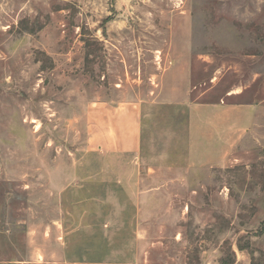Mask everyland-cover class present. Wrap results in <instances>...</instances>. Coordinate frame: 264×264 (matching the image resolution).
Masks as SVG:
<instances>
[{
    "label": "rangeland",
    "instance_id": "374dc122",
    "mask_svg": "<svg viewBox=\"0 0 264 264\" xmlns=\"http://www.w3.org/2000/svg\"><path fill=\"white\" fill-rule=\"evenodd\" d=\"M8 260L264 264V0H0Z\"/></svg>",
    "mask_w": 264,
    "mask_h": 264
},
{
    "label": "crops",
    "instance_id": "0c3cea01",
    "mask_svg": "<svg viewBox=\"0 0 264 264\" xmlns=\"http://www.w3.org/2000/svg\"><path fill=\"white\" fill-rule=\"evenodd\" d=\"M118 140L116 141V146L118 148L132 152L136 151L138 142H137V129L134 125L129 126L127 129H121L117 131ZM0 264H36L33 262H19V261H1ZM38 264V263H37Z\"/></svg>",
    "mask_w": 264,
    "mask_h": 264
}]
</instances>
